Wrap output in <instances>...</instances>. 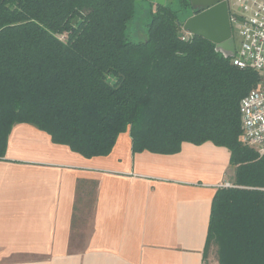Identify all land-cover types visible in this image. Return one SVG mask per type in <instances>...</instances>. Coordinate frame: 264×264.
Wrapping results in <instances>:
<instances>
[{"label": "trees", "instance_id": "trees-1", "mask_svg": "<svg viewBox=\"0 0 264 264\" xmlns=\"http://www.w3.org/2000/svg\"><path fill=\"white\" fill-rule=\"evenodd\" d=\"M189 7L154 4L134 42L135 0H0V158L18 123L85 157L127 130L132 153L225 147L235 181L213 198L205 255L214 245L218 264H264V158L239 139V104L259 76L200 36L182 40Z\"/></svg>", "mask_w": 264, "mask_h": 264}, {"label": "crops", "instance_id": "crops-1", "mask_svg": "<svg viewBox=\"0 0 264 264\" xmlns=\"http://www.w3.org/2000/svg\"><path fill=\"white\" fill-rule=\"evenodd\" d=\"M234 181L228 149L209 141L132 153L127 130L85 157L15 124L0 158V264H218L205 255L211 206Z\"/></svg>", "mask_w": 264, "mask_h": 264}, {"label": "built area", "instance_id": "built-area-1", "mask_svg": "<svg viewBox=\"0 0 264 264\" xmlns=\"http://www.w3.org/2000/svg\"><path fill=\"white\" fill-rule=\"evenodd\" d=\"M229 21L238 38L231 63L240 68H250L258 76V82L240 101L239 139L264 157V0H228ZM182 40L191 33L183 30ZM220 188L233 187L223 183ZM264 196V187L260 188Z\"/></svg>", "mask_w": 264, "mask_h": 264}, {"label": "water", "instance_id": "water-1", "mask_svg": "<svg viewBox=\"0 0 264 264\" xmlns=\"http://www.w3.org/2000/svg\"><path fill=\"white\" fill-rule=\"evenodd\" d=\"M164 5L166 0H148ZM193 13L182 22V29L214 43L224 57L235 54V43L229 21L228 0H189Z\"/></svg>", "mask_w": 264, "mask_h": 264}, {"label": "rangeland", "instance_id": "rangeland-1", "mask_svg": "<svg viewBox=\"0 0 264 264\" xmlns=\"http://www.w3.org/2000/svg\"><path fill=\"white\" fill-rule=\"evenodd\" d=\"M230 1L232 2V0H230ZM152 7H153L152 4L148 0H135L134 16L128 22L127 28H126V34L131 41L138 42V41L144 40L146 24L149 21L150 9H152ZM191 14H192V9L189 7V8L183 9L179 13V16L181 18H186ZM232 36L234 39L235 46H237L238 45V38H237L234 31H232ZM109 80L112 81L113 78L109 76ZM262 158H264V157H262ZM208 252H209L208 254H210V256L212 258L216 257V247L214 245L210 246Z\"/></svg>", "mask_w": 264, "mask_h": 264}, {"label": "flooded vegetation", "instance_id": "flooded-vegetation-1", "mask_svg": "<svg viewBox=\"0 0 264 264\" xmlns=\"http://www.w3.org/2000/svg\"><path fill=\"white\" fill-rule=\"evenodd\" d=\"M192 13H193V10H192Z\"/></svg>", "mask_w": 264, "mask_h": 264}]
</instances>
